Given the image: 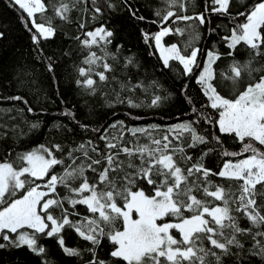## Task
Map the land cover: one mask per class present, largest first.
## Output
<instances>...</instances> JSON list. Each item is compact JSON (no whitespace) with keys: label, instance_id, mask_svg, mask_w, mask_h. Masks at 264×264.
I'll use <instances>...</instances> for the list:
<instances>
[{"label":"snow or ice","instance_id":"snow-or-ice-1","mask_svg":"<svg viewBox=\"0 0 264 264\" xmlns=\"http://www.w3.org/2000/svg\"><path fill=\"white\" fill-rule=\"evenodd\" d=\"M76 2L78 0H73V6ZM163 3L167 7L156 11L158 20L152 21L160 30L144 32V41L146 44L154 41L164 68L171 69L170 62L177 61L182 65L184 75L200 69L196 83L208 102L201 107L212 109V113L200 111L193 105L194 121L171 125L163 135L156 136L153 132L158 130L157 125L128 128L124 121L117 120L107 128L93 129L104 133L99 135V139L104 141L103 149L91 140L67 151L60 143L52 142L50 146L41 144L19 153L14 161L0 160V239L7 245L27 246L29 250L42 254L45 248L38 245V234H41L57 237L65 254L80 255L76 249L65 247L64 239L59 235L67 226L74 228L83 240L92 245L88 249L92 253L88 264H108L96 256L95 250L102 238H107L112 244L109 253L113 258L112 264H225V257H235L237 264L242 257H260L264 264V203L260 202L264 201V150L257 147L264 146V63L257 59L264 58V0H255L251 5L241 0L240 7L244 10L235 14L230 12L233 0H210V4H205L204 12L195 15L182 14L188 8L186 0H163ZM10 4L26 13L20 18L31 33L33 44L39 45L41 38L49 39L55 34L51 18L44 16L48 8L44 0H10ZM108 7L113 5L109 3ZM52 8L61 19H67L66 14L71 11L69 3L63 0L52 3ZM95 11L99 13L101 9L96 7ZM209 12L227 15L232 21L243 17V22H237L231 34L223 37L227 47L233 51L241 43L250 50L247 60L233 59L227 69L219 73L221 81L231 85L228 95L222 94L220 85L214 82L217 73L213 65L221 55L214 48L207 51L201 67L197 59L201 49L193 47L191 41L185 44L183 51L177 44L166 46L162 42L173 32L168 26L169 21L175 24L196 20L203 25L206 23L205 14ZM37 13L40 14L39 20L45 22H38ZM137 18L144 19L142 16ZM175 32L183 34L184 30L177 28ZM86 36L88 39L81 43L91 48L101 42L110 44L109 38L113 33L98 27L87 32ZM101 51L103 57L97 56L96 52L85 57L83 63L90 66L87 70L84 67L78 69L79 75L86 78L78 79L76 84L92 89L93 93L96 81L89 75L91 65L105 57L116 59V55L106 48ZM233 51L228 55L232 56ZM126 60L125 67L133 64L132 57ZM257 64L259 66H255ZM102 67L104 71L95 75L101 82H106V73L112 72L113 66L103 63ZM48 69L53 70L51 64ZM245 79L248 81L246 84L243 83ZM152 84L156 85V82ZM120 88L129 92L137 88L145 93L148 91L142 83H121ZM8 99L22 101L27 112L33 113L24 97L17 95ZM162 99L164 97L154 95L148 107H158ZM187 100L193 104L190 97ZM116 102L126 103L129 108L144 106L143 101L137 103L131 96L121 97L119 92L116 93ZM18 111L23 112V109ZM60 115L75 119L71 110ZM200 121L215 125L221 135L232 136L241 144L239 152L225 149L221 153L223 157L243 158L223 160L222 167L216 172L204 167L199 160L193 162L194 158L187 154L186 149L210 143L209 136L199 133L194 127ZM37 127L38 122L31 124L32 129ZM57 127L63 125L58 124ZM80 127L87 130L88 126L81 124ZM109 129L116 131L109 133ZM125 131L135 140L125 142ZM138 133L146 137L147 142L141 143ZM211 139L222 145L220 135L213 134ZM90 151L99 158H93ZM209 151L213 149L203 151L201 159ZM78 152L84 157L79 164L77 160L80 157L75 156ZM57 153L61 156L58 157ZM245 153L249 155L245 156ZM66 160L71 163H66ZM85 160L90 163H85ZM57 166H62L59 175L54 173ZM86 171L95 174L91 180L85 175ZM212 176L233 183L225 188L222 184L213 183ZM38 180L44 183H36ZM140 182H146L150 190H145ZM257 185L261 187L258 189ZM58 186H63L66 195L59 196ZM201 192L203 199L196 194ZM65 203L71 205L73 211L70 212ZM77 205L86 206L91 216H83L77 222L70 220V215L80 216L75 210ZM241 217L247 220L248 227L241 226ZM249 239L252 245L246 249L245 241ZM7 245L0 243V248Z\"/></svg>","mask_w":264,"mask_h":264},{"label":"trees","instance_id":"trees-1","mask_svg":"<svg viewBox=\"0 0 264 264\" xmlns=\"http://www.w3.org/2000/svg\"><path fill=\"white\" fill-rule=\"evenodd\" d=\"M58 2L59 0H52V3ZM63 2L69 3L71 8V11L66 14L67 19L56 16L52 3L44 0V3L48 5L44 16L51 18V26L55 34L49 39L41 38L40 44L36 45L33 44L31 33L25 28L20 18L21 14L26 16V13L18 10V6H12L10 0H0V33L3 34L0 36V109L5 110L0 111V160L14 161L17 154L29 151L41 144L50 146L52 142L60 143L67 151L77 147L81 142L91 140L99 149H103L104 141L99 139V135L104 133L94 132L93 129L107 128L117 120L124 121L128 128H148L151 125H157L158 130L153 132L156 136L157 134L163 135L171 125L183 121H194L196 114L191 111L193 105L200 111L212 113V109L201 107L207 105L208 102L201 92L200 85L196 83L200 69H194L191 75H184L183 67L177 61L170 62L171 69L164 68L159 59V53L155 49L154 41H150L149 44L144 41V32L155 33L160 30L158 25L152 21L158 20L155 15L156 11L167 7L163 0H95V3L93 0H78L74 6L73 0H63ZM186 2L188 8L186 13L182 14L187 15L202 13L205 4H210V0H186ZM242 2L251 5L255 0H242ZM109 3L113 7L109 8ZM240 3L241 0H233L230 7L232 14L238 10H244L240 7ZM96 7L101 9L99 13L95 11ZM172 10L176 11L175 8ZM39 16L40 14L37 13L38 22H45L39 20ZM141 16L144 17L143 20L137 18ZM205 17L206 23L203 25L196 20L178 21L175 24L169 21L168 26L173 29V32L164 37L162 42L166 46L177 44L183 51L185 44L191 41L193 47L201 49L197 57L201 67L206 59L207 51L214 48L221 54L220 59L213 65L217 73V79L214 82L220 85L219 90L222 94L228 95L231 85L226 81L222 82L219 73L226 70L233 59L240 62L247 60L250 50L241 43L233 51L227 47L223 37L229 36L235 24L243 22V17L232 21L227 15L211 12L206 13ZM98 27H104L113 33V36L109 38L111 43L105 45L101 42L99 46L85 47L81 41L88 39L86 33ZM177 28L183 29V34L176 33ZM102 48L114 53L116 59L105 57L91 65L92 72L89 75L96 81L94 85L96 91L93 93L92 89L76 84L78 79L86 78L79 75L78 69L84 67L87 70L90 67L83 63L90 52H96L97 56L103 57ZM230 51H233L232 56L228 55ZM185 54H190V52ZM127 57L133 58V64L125 67ZM257 59L260 63H264V58L258 57ZM103 63L113 66V71L106 73L108 76L106 82H101L95 75L96 72L104 71ZM49 64L52 65V71L48 69ZM153 81L156 85L152 84ZM247 82L245 79L243 83ZM121 83L133 85L142 83L148 91L145 93L140 88L135 89L134 92L122 91ZM117 92L121 97L131 96L137 103L143 101L144 106L129 108L126 103L116 102ZM17 95L28 101V106L33 108V113L27 112V106L22 101L8 99ZM154 95H160L164 99L158 107H148ZM187 97L191 98L192 105L188 103ZM8 109L11 111H6ZM20 109H23V112H19ZM65 110H71L75 119L60 115ZM36 122L39 123V127L32 129L31 124ZM58 124L63 127H57ZM81 124L87 125V130L81 128ZM194 127L199 133L207 134L210 143L186 149L187 154L194 158L193 162L199 160L204 167L216 172L222 167L223 160L233 159L235 161L243 158H229L221 155L225 149L229 152L240 151L241 144L234 137L221 135L215 125L206 124L203 121L194 124ZM115 131L109 129V133ZM213 134L220 135L222 145H217L211 139ZM137 135L140 136L141 143L147 142L146 137L139 133ZM124 137L125 142L135 140L126 131ZM257 147L264 150V146L257 145ZM208 149H213V151H209L201 159V153ZM90 155L93 158H99L91 151ZM244 155L247 156L249 153ZM57 156L61 154L57 153ZM75 156L80 157L77 164L84 160L79 152L75 153ZM121 159L124 157L121 156ZM66 163H71V161L66 160ZM85 163H90V161L85 160ZM181 166L185 165L181 164ZM94 167L100 168L101 166L95 165ZM61 172L62 166H57L54 170L57 175ZM85 175L91 180L95 174L86 171ZM190 179H195V177ZM210 179L213 183L224 185L225 188L233 183L216 176ZM36 183L43 184L44 181L38 180ZM140 183L145 190H150L146 182ZM260 187L257 185L258 189ZM58 194L59 196L66 195L63 186H58ZM196 194L198 198H204L202 192ZM260 202L264 203V201ZM65 207L70 212L73 211L71 205L65 203ZM75 210L80 213V216L70 215L69 219L73 222L82 220L83 216H91L84 205H77ZM240 224L242 227L249 226L243 217L240 218ZM173 232L178 237V233H175V230ZM59 235L63 237L65 247L76 249L80 255L65 254L57 242V237L38 234V245L45 248L42 254L29 250L27 246L7 245V242L0 239V243L7 245L0 248V264H88V261L92 259V253L88 251L92 247L90 242L83 240L74 228L67 226ZM251 245L250 239L245 241L246 249ZM111 250L110 241L102 238L100 246L95 250L96 256L112 264L113 258L109 255ZM224 262L225 264H237L235 257H225ZM240 264H262V261L260 257H242Z\"/></svg>","mask_w":264,"mask_h":264},{"label":"rangeland","instance_id":"rangeland-1","mask_svg":"<svg viewBox=\"0 0 264 264\" xmlns=\"http://www.w3.org/2000/svg\"><path fill=\"white\" fill-rule=\"evenodd\" d=\"M159 53V52H158Z\"/></svg>","mask_w":264,"mask_h":264}]
</instances>
